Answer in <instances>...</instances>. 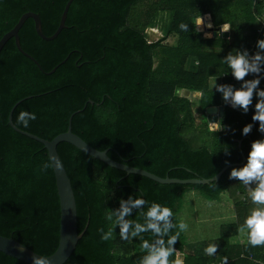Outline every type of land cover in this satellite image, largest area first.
<instances>
[{
    "label": "trees",
    "instance_id": "obj_1",
    "mask_svg": "<svg viewBox=\"0 0 264 264\" xmlns=\"http://www.w3.org/2000/svg\"><path fill=\"white\" fill-rule=\"evenodd\" d=\"M67 2L0 0V39L26 12L37 14L43 35L51 36ZM262 2L73 0L65 28L51 41L41 39L33 21L27 19L18 32L19 43L42 71L19 53L14 39L0 51V236L42 256L51 255L58 244L59 202L47 152L8 124L12 107L28 97L12 113L18 129L52 140L66 132L71 115L80 111L71 117L73 134L99 151L108 149L112 160L161 178L209 179L224 166L241 163V153L243 166L251 143L264 140L258 122L252 120L259 98H252L245 112L219 103V92H210V82L220 78V85L241 86L242 81L232 79L221 60L229 52L246 49L251 55L257 51L256 41L264 39V30L257 33ZM205 15L213 27L230 24L229 37L205 39L197 32L196 20ZM161 16L169 17L165 26L168 37L175 39L171 45L164 38L151 40L146 35ZM181 22L189 23V32L179 29ZM259 75L257 87L264 90V73ZM255 78L257 74L249 73L243 79ZM180 90L208 94L203 110L223 105L221 130H194L190 102L177 96ZM22 110L36 116L26 128L16 123ZM246 124H251V130L242 134ZM57 153L74 193L78 233L86 228L64 264H139L145 254L141 237L150 242L154 237L142 233L125 241L114 227L113 237L101 240L98 229L110 227L106 210L118 209L121 198L143 196L149 204L170 207L175 223L181 199L189 191L211 203L228 196L235 207V221L220 226L218 237L211 240L217 245L211 257L187 250L181 232L174 248L184 254L183 264H220L223 256L228 257L227 264H264V245H248L238 232L239 224L256 207L247 195L254 182L243 185L229 178L231 169L241 166L227 169L217 182L206 185L160 184L111 168L68 143H60ZM45 162L49 167L41 171ZM114 192L117 206L112 207ZM139 212L133 209L126 219L143 222ZM0 264L26 263L0 252Z\"/></svg>",
    "mask_w": 264,
    "mask_h": 264
},
{
    "label": "clouds",
    "instance_id": "obj_2",
    "mask_svg": "<svg viewBox=\"0 0 264 264\" xmlns=\"http://www.w3.org/2000/svg\"><path fill=\"white\" fill-rule=\"evenodd\" d=\"M202 23L201 17L196 20L195 25ZM211 23L207 25L211 27ZM182 32H189V23L181 22L178 25ZM230 24L220 25V31H228ZM210 36V33H206ZM257 51L249 55L246 49L229 52L222 58L223 64L231 70V75L238 81H242L239 88H233L231 85H216L213 81L212 87L222 94L225 101H229L231 106L239 107L243 111H248L249 104L252 103V97L255 90L259 98L254 105L255 111L252 120L258 122V128L264 132V90L257 86L260 82V75L264 73V39H258L255 45ZM257 74V78L244 80L249 74ZM35 113L22 110L16 116V123L22 127H28L29 122L35 120ZM216 123V128L219 127ZM251 124H246L242 129V134H247L251 130ZM215 128V129H216ZM54 162L56 168L60 167L58 161ZM49 167V162L41 166V171ZM229 178L239 180L243 185H250L254 182L255 186L248 191V198L256 205L250 213L244 218L238 226V232L246 240L248 245L253 247L264 245V140L253 141L247 155L246 163L239 168H232ZM148 205L144 210L142 206ZM133 209H140L139 220L125 219ZM173 211L170 207L156 202L151 204L143 196H129L126 200L119 199V207L115 210H106L105 219L110 223L107 231L98 229L101 233V240H110L113 237V228L119 227V237L121 240H130L132 237H140L142 233H150L154 239L150 242L141 237L140 248L144 255L140 258L139 264H183L182 254L174 248L180 233L187 230L188 225L180 220L173 222ZM216 243H208L203 251L206 256H214L216 253ZM169 257H173L170 261ZM228 257H221L220 264H227ZM32 264H49V260L44 256L32 257Z\"/></svg>",
    "mask_w": 264,
    "mask_h": 264
},
{
    "label": "water",
    "instance_id": "obj_3",
    "mask_svg": "<svg viewBox=\"0 0 264 264\" xmlns=\"http://www.w3.org/2000/svg\"><path fill=\"white\" fill-rule=\"evenodd\" d=\"M73 0H68L66 3L64 10L61 14V18L59 21V25L51 36H45L42 33L41 29V20L40 17L32 12H26L24 13L18 20V22L15 24V26L5 33L2 38L0 39V51L6 44V42L10 39H14L15 46L17 50L19 51L20 54H22L24 57L28 58L31 60L40 71H42L41 67L37 63V61L31 57L29 54L24 52L20 46L19 43V37H18V32L24 22L27 19H31L34 23V29L36 34L43 40L45 41H51L55 39L58 34L61 32L62 29L65 28V21L67 17V12L68 9L71 5ZM202 23L200 25H203L204 18H201ZM208 32H210L212 38H221V39H227L229 37V30L221 32L220 31V26L218 27H211L205 28ZM63 63V62H62ZM59 65H57L54 69H52L49 73H53L56 68ZM25 99H29L25 98ZM25 99L19 100L11 109L9 116H8V124L9 126L17 133L32 139L38 143H40L44 149L47 152L53 173H54V178H55V187H56V192L58 196V202H59V237H58V244L56 250L49 256H44L47 257L49 260V264H64L73 251L76 248V245L78 241L82 238L86 228L83 230V232L78 233L77 230V210H76V203H75V198H74V193L71 187L70 180L68 178V175L64 169V166L61 162V159L57 153V146L60 143H68L78 149L79 151L85 153L86 155L102 162L103 164L125 172L127 175L128 174H134V175H139L142 177H145L147 179H150L156 183L160 184H181V185H206L211 182H217L221 175L229 168L235 167V166H241L242 163L244 162V156L241 153L242 156V162L241 163H235V164H228L224 166L215 176L209 179H187V180H180V179H174L170 178L168 176L161 178L158 177L154 174H151L145 170L138 169V168H133L130 166L125 165L124 163L117 162L115 160H112L110 157H108V149L99 151L90 145H88L85 141H83L80 137L77 135L73 134L71 131V117L75 114H77L80 111L74 112L69 121H68V127L66 132L58 134L55 136L52 140H45L40 137H37L31 133L22 131L18 129L16 126H14L12 122V113L14 109L16 108L17 105H19L22 101ZM87 103L93 105L94 102L89 100ZM207 114V121L209 123H218L221 125V120L224 115V106L220 105L217 108L215 107H209L206 110ZM221 130V126L217 127V131ZM238 146L240 147L241 140L237 141ZM52 161H58L60 163V167L56 168L54 166V162ZM0 252L12 257L16 260H19L21 262H24L26 264H32V257L34 255L36 256H42L39 255L26 246L22 245L21 243L17 242L16 240L4 236H0ZM182 254V253H181ZM182 259L184 261V254H182Z\"/></svg>",
    "mask_w": 264,
    "mask_h": 264
},
{
    "label": "rangeland",
    "instance_id": "obj_4",
    "mask_svg": "<svg viewBox=\"0 0 264 264\" xmlns=\"http://www.w3.org/2000/svg\"><path fill=\"white\" fill-rule=\"evenodd\" d=\"M201 18H204V16H202ZM168 20H169L168 16L158 17V21H156L157 24H156V26H154L155 28L154 29L153 28L152 29H148V28L146 29L147 37L150 38L151 40H157L160 38L161 39L164 38L163 39L164 42L168 45H171L173 42H175V39L172 40L166 34V26L165 25L168 23ZM209 20H210V18H209ZM196 30H197V32H201V34L203 35V37L205 39L212 38L211 35L205 36V34L208 32L204 31V28L202 25H196ZM156 62H157V59H156ZM215 84L220 85V80H216ZM214 91H215V87H212L210 92H214ZM177 96H179L180 98H185L190 102L191 114H192V119H193L192 125H193L194 130L204 131L206 128L210 132H216L217 131L216 123H209L207 121V114H206L205 109L204 110L201 109L202 101H204L208 97V94H202L201 92L192 91V90H188V91L187 90H180L177 93ZM217 97H218L219 103H223L226 105L225 100L222 98V94L220 92L217 95ZM252 98H256L255 90H254ZM215 108H217V106ZM116 197L117 196L114 192L113 197H112L114 200L112 207L117 206ZM219 202L220 203H218V204L217 203H211L208 200H206L200 193L195 192V191H189L183 195V197L181 199L180 210L177 213V219H178V221L183 220L188 225L187 230L183 232L185 234V236L187 237L186 238L187 240L185 241V243L190 242L192 244L198 245V243L201 239L203 240V239L212 238L214 235L216 236L217 229L215 230L214 233L211 232L214 230L213 221L208 220L209 219L208 215H209V217H213L210 215L211 213H213L217 210L224 211V213H225V212H227V209H230L234 215L235 207L233 205V202L231 201V199L228 196L223 195ZM225 207L227 209H225ZM202 210H204L205 212ZM196 216L200 217V220H202L205 223L204 224L198 223ZM218 218L219 217L216 216L214 219H218ZM220 218L226 219L229 217H227V214H226L225 216H220ZM125 219H126V217H125ZM232 220L235 221L234 217ZM217 226H218V224H217ZM114 230L119 231V227L116 226L114 228ZM211 242L212 241H209V243H211ZM195 248H196V246H195Z\"/></svg>",
    "mask_w": 264,
    "mask_h": 264
},
{
    "label": "crops",
    "instance_id": "obj_5",
    "mask_svg": "<svg viewBox=\"0 0 264 264\" xmlns=\"http://www.w3.org/2000/svg\"><path fill=\"white\" fill-rule=\"evenodd\" d=\"M206 16V15H205ZM209 18H210V16L209 15H207ZM216 80H220V78L219 79H214V80H212L211 82H210V84L212 85V83H213V81L215 82ZM212 88V87H211ZM213 203H220V202H213ZM225 209H227L226 207H225ZM202 211H204V210H202ZM205 212V211H204ZM227 214V217H229V218H224V219H221L220 218V216H225ZM211 216H213V217H209V215H208V220L209 221H213V228H214V230L213 231H211V232H215V230L217 229V232H216V236L214 235L212 238H208V239H201L200 241H199V243H198V245H195V244H192V243H190V242H188V243H186V249L188 250V248H190V249H193V250H195V252L196 253H199L200 255H205V253H204V251H203V249H204V247L209 243V241H211V239L212 240H214L215 238H217L218 237V234H219V228H220V226L221 225H224V224H227V223H232V222H234L232 219H233V217H234V220H235V213H234V215H233V213H232V211L230 210V209H227V212H225L224 213V211H219V210H217V211H215V212H213V213H211L210 214ZM219 217L218 219H214L215 217ZM197 217V216H196ZM198 221V223H200V224H204L205 222H203L202 220H200V217H197L196 218ZM227 221V222H226ZM217 224H218V226H217ZM184 234V233H183ZM184 236H185V234H184ZM186 237V236H185ZM187 238V237H186ZM187 240V239H186ZM196 246V248H195V246ZM256 254H259L260 255V252H256ZM258 261V259L257 260H255V262H257Z\"/></svg>",
    "mask_w": 264,
    "mask_h": 264
},
{
    "label": "built area",
    "instance_id": "obj_6",
    "mask_svg": "<svg viewBox=\"0 0 264 264\" xmlns=\"http://www.w3.org/2000/svg\"><path fill=\"white\" fill-rule=\"evenodd\" d=\"M261 8L262 9H261L260 28L257 31L258 34H261V32L264 30V0L262 2V7ZM231 77H232V79L234 78L232 75H231ZM226 104L231 106L229 101H226Z\"/></svg>",
    "mask_w": 264,
    "mask_h": 264
},
{
    "label": "bare ground",
    "instance_id": "obj_7",
    "mask_svg": "<svg viewBox=\"0 0 264 264\" xmlns=\"http://www.w3.org/2000/svg\"><path fill=\"white\" fill-rule=\"evenodd\" d=\"M204 24L202 25L203 26V28H204V31L205 32H208L205 28H209L207 25H209L210 24V20H209V17L206 15V16H204ZM208 33H210V32H208ZM206 36V35H205Z\"/></svg>",
    "mask_w": 264,
    "mask_h": 264
}]
</instances>
